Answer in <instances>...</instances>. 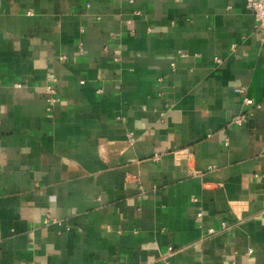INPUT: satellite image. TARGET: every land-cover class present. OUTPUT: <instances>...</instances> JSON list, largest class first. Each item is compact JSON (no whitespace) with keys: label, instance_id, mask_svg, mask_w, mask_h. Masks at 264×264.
<instances>
[{"label":"crops","instance_id":"1","mask_svg":"<svg viewBox=\"0 0 264 264\" xmlns=\"http://www.w3.org/2000/svg\"><path fill=\"white\" fill-rule=\"evenodd\" d=\"M246 1L0 0V264H264Z\"/></svg>","mask_w":264,"mask_h":264},{"label":"built area","instance_id":"2","mask_svg":"<svg viewBox=\"0 0 264 264\" xmlns=\"http://www.w3.org/2000/svg\"><path fill=\"white\" fill-rule=\"evenodd\" d=\"M86 6L88 7V5ZM246 7L252 12L254 16L255 29L264 31V0H247ZM230 49L234 50V45H231ZM178 55L183 56L184 53L179 52ZM60 58L65 59L66 57L61 56ZM213 62L215 65H218L221 63V58L214 57ZM171 66L172 67L175 66V63L172 62ZM237 90L239 93L243 94L245 92V87L240 86L238 87ZM44 91H45V101L47 103L48 110L51 109V106L55 105L56 103L61 102L60 97L58 96L57 90H56V79L53 76H49L47 83L44 86ZM242 101H243V104L245 105H253L252 99L247 96H243ZM248 115L249 113L241 112V113L234 115L230 121L232 124H235L240 127L246 123ZM130 135L131 133L129 134V136ZM130 138L131 140L133 139L132 137ZM196 217L197 219H200L202 217V213L200 209H197ZM48 221H49L48 216H46L45 223H48ZM208 232L212 233L214 232V230L211 228L209 229ZM173 250H174L173 247H168L167 253L169 254L170 252H173ZM161 264H169L166 257H162Z\"/></svg>","mask_w":264,"mask_h":264}]
</instances>
